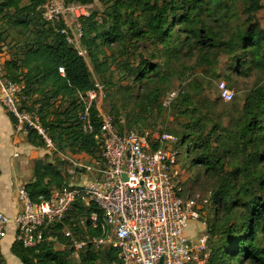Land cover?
<instances>
[{
	"label": "rangeland",
	"instance_id": "obj_1",
	"mask_svg": "<svg viewBox=\"0 0 264 264\" xmlns=\"http://www.w3.org/2000/svg\"><path fill=\"white\" fill-rule=\"evenodd\" d=\"M122 1L126 0H90L89 5L101 22L110 17L109 12L114 4ZM249 7V0H203L189 27H182L178 21L172 39L170 37L162 41L142 40L126 25L125 44L117 41L109 46H102L99 49L98 66L93 64L90 57L87 60L94 80L107 84L103 108L114 116L118 127L122 130L136 129L142 134L148 130L170 132L176 137L168 147L181 152L180 161L185 171L182 185L184 195L201 194L210 198L213 193L223 190L226 182L234 184L235 188L230 187L234 197L229 208L221 202L215 203V199L211 197L209 203L203 205L204 219L192 221L187 229L190 237L197 238L205 228L211 236L210 246L214 247L220 240L227 238V228L231 223L237 222L235 213L239 212L246 200L239 192L247 181L245 167L249 166L250 156L256 151L264 153V139L257 138L255 129L248 132L249 136L243 137L242 134L245 132L244 104L256 88H264V50L257 56L252 46L238 41L239 33L249 27L252 15L259 19L264 28V9L252 14ZM145 15L146 11L141 9L136 12V17L139 16L140 19ZM110 26V21L103 25L107 29ZM200 28H203L204 36L215 38L217 45L211 46L209 41L201 44L194 34L189 33L190 29ZM27 36L12 34L8 39H0V53H4L3 57L0 56L4 58L0 60L2 82L21 79L19 76H9L8 62L10 58H16L21 63ZM177 38L181 40L177 41ZM98 42H101L100 39ZM174 42L178 45V50L175 49ZM143 60L158 67L159 74L150 71L144 80L136 81L135 75L126 68V63L137 65ZM222 81H226L235 92L232 101L221 99L219 84ZM154 90L158 93L156 105L148 103L146 109H142V119L138 120L135 115L139 102L147 103L148 94L152 97ZM37 96L36 94L32 98L33 102ZM0 105L4 107L1 99ZM262 117L264 119V114ZM139 121L141 122L138 123ZM35 147L43 152L47 162L51 161L63 170L68 182L78 185L88 177L77 163L91 164L92 160L81 159L79 155L74 157L70 149L59 152L48 146ZM203 153L210 156L211 163H194L193 160ZM219 159L221 163H217ZM69 169H76V172L70 174ZM248 172L252 173L253 178H264V159L251 172L248 169ZM253 193L263 194L257 187L253 188ZM77 203L71 212L72 220L69 219L67 224L90 218V206L80 201ZM74 209L80 210V213L76 214ZM231 210L234 213L231 214ZM204 220H207L208 225L204 224ZM79 232L81 236L82 231ZM63 244L64 247L59 244L54 250L67 255V264H83L68 240H63ZM2 249L4 264H23L8 249V242L3 243ZM102 250L103 254L97 264H112L109 247ZM220 264L248 262L231 260Z\"/></svg>",
	"mask_w": 264,
	"mask_h": 264
},
{
	"label": "built area",
	"instance_id": "obj_2",
	"mask_svg": "<svg viewBox=\"0 0 264 264\" xmlns=\"http://www.w3.org/2000/svg\"><path fill=\"white\" fill-rule=\"evenodd\" d=\"M38 10L43 20L88 60L90 50L84 20L91 15L90 5L42 0ZM59 71L65 76L63 66ZM0 86V99L13 116L16 131L26 134L33 131L46 146L55 148L39 112L41 103L33 102L27 94V85L0 80ZM219 92L226 102L235 97L226 81L219 84ZM77 96V120L84 132L97 133L103 144L101 158H93L91 164L77 163L88 174L86 180L76 185L66 178L64 185L55 188L48 198L40 196L35 201L22 185L18 191L21 212L11 216L0 209V242L14 224L15 242L28 249L43 244L64 247L63 240H68L78 258L88 247L95 250L114 247L121 264H160L161 261L210 264V234L205 228L197 238L187 233L192 221L202 219L200 205L208 200L201 194H183L185 171L181 152L168 147L176 137L156 130L145 134L136 129L120 132L114 116L103 108L107 86L100 80H94L91 89L80 91ZM68 172L74 174L76 169ZM78 201L95 205L90 222L92 228L102 229L101 235L79 236L78 231L87 230L85 219L67 224Z\"/></svg>",
	"mask_w": 264,
	"mask_h": 264
},
{
	"label": "trees",
	"instance_id": "obj_3",
	"mask_svg": "<svg viewBox=\"0 0 264 264\" xmlns=\"http://www.w3.org/2000/svg\"><path fill=\"white\" fill-rule=\"evenodd\" d=\"M66 1L68 3H90V0ZM41 2L42 0H0V39H8L12 34L28 35L24 42L25 52L21 63L16 58L9 59V76L21 77L18 81L27 85V94L31 99L36 94L38 95L34 103H41L39 112L55 142V151L66 152L70 149L73 154H88L92 158L100 159L103 150L102 141L96 137L97 133L84 132L77 120L79 109L77 94L93 87V73L87 60L67 43L62 34L43 20L38 10ZM202 2L203 0H126L114 4L109 12L111 18L107 17L101 22L96 12L91 11V15L84 20L90 59L95 66H98L99 52L102 46H109L117 41L125 44L127 33L124 27L126 25L129 26V30L135 31V35L141 37L142 40L162 41L170 37L172 39L176 23L179 21L182 27L183 25L189 27L193 15L200 9ZM249 3V11L252 14L264 9V0H249ZM138 9L146 11V15L142 19L139 16L136 17ZM106 21L111 23L108 29L103 27ZM202 29H190L189 33L194 34L201 44L209 41L211 46L217 45V40L208 35L204 36ZM98 39L101 42H98ZM180 40L177 38V41ZM238 41L252 46L257 56L264 50V28L255 15L251 16L249 27L239 33ZM15 43L18 42L15 41ZM174 43L175 49L178 50V45L176 42ZM61 66L65 68V76L59 71ZM126 68L135 75L136 81L144 80L150 71L159 74L158 67L149 65L146 60L140 61L137 65L127 62ZM102 82L107 86L104 81ZM156 90L158 89L156 88ZM152 92V97L148 94L147 103L139 102V109L135 115L138 120L142 119V109L148 103L151 106L156 105L158 93L155 90ZM243 108V131H245L242 133L243 137L249 136L248 134L255 129L257 138L263 140L264 88H256L254 94L246 100ZM11 118L14 120L12 115ZM116 126L120 132L125 131L118 127L117 123ZM28 140L34 146H46L45 142L33 131L28 133ZM157 147L154 146V148ZM263 156L264 153L256 151L249 158V166L245 167L247 181L239 192L246 200L243 201V207L239 212L235 213L238 218L237 222L231 223L227 228V238L224 241L220 240L215 247L210 246V264L226 263L231 260L241 263L248 262V264H264V178H253L252 173L248 172V169L251 172L258 166V163L264 159ZM193 162L211 163L207 153L196 157ZM217 163H221V160H217ZM34 174L35 180L25 186L35 201H38L40 196L50 197L52 191L55 188H61L66 181L63 170L55 163L47 162L44 157L36 160ZM230 187L235 188L234 184L226 182L223 190L211 195L215 199V203L221 202L226 208H229L234 197ZM255 187L263 194H254L253 188ZM210 198H207L208 202L206 203L201 202L202 219H204L203 205L208 204ZM95 210V205H91L88 214L91 215ZM74 211H77L76 214L80 213L78 209H74ZM232 211L231 214L234 213ZM71 218L72 214L70 213L68 220ZM87 221V230L81 232L82 235L102 234L101 228L91 227L90 218ZM204 222L208 225L207 220ZM207 232L209 233L208 230ZM78 233L80 232L78 231ZM54 249L53 246L47 244L28 249L15 242L12 246V253L23 264H67V255ZM109 253L112 264H121L116 248L109 247ZM102 254V249L95 250L88 247L80 252L79 260L83 264H97ZM0 264H4L1 244Z\"/></svg>",
	"mask_w": 264,
	"mask_h": 264
},
{
	"label": "crops",
	"instance_id": "obj_4",
	"mask_svg": "<svg viewBox=\"0 0 264 264\" xmlns=\"http://www.w3.org/2000/svg\"><path fill=\"white\" fill-rule=\"evenodd\" d=\"M0 56L3 57L4 53L1 52ZM78 155L93 162L88 154H73L74 157ZM39 158H43V152L29 142L28 134L16 131L11 115L0 105V209L9 215L21 212L18 191L22 185L35 180V162ZM15 240L16 227L11 224L0 243L3 254V243L8 242V249L12 252Z\"/></svg>",
	"mask_w": 264,
	"mask_h": 264
},
{
	"label": "water",
	"instance_id": "obj_5",
	"mask_svg": "<svg viewBox=\"0 0 264 264\" xmlns=\"http://www.w3.org/2000/svg\"><path fill=\"white\" fill-rule=\"evenodd\" d=\"M160 264H163V261H161Z\"/></svg>",
	"mask_w": 264,
	"mask_h": 264
}]
</instances>
